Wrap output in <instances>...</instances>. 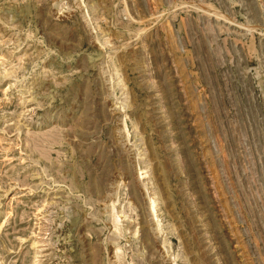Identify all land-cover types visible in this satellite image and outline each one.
<instances>
[{"label":"rangeland","instance_id":"obj_1","mask_svg":"<svg viewBox=\"0 0 264 264\" xmlns=\"http://www.w3.org/2000/svg\"><path fill=\"white\" fill-rule=\"evenodd\" d=\"M0 264H264V0H0Z\"/></svg>","mask_w":264,"mask_h":264}]
</instances>
